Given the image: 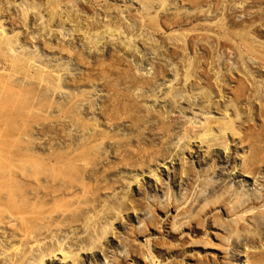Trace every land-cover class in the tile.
I'll return each instance as SVG.
<instances>
[{"label":"rangeland","instance_id":"obj_1","mask_svg":"<svg viewBox=\"0 0 264 264\" xmlns=\"http://www.w3.org/2000/svg\"><path fill=\"white\" fill-rule=\"evenodd\" d=\"M46 4L0 0V264L263 263L264 1Z\"/></svg>","mask_w":264,"mask_h":264},{"label":"bare ground","instance_id":"obj_2","mask_svg":"<svg viewBox=\"0 0 264 264\" xmlns=\"http://www.w3.org/2000/svg\"><path fill=\"white\" fill-rule=\"evenodd\" d=\"M40 2L42 1V0H39ZM262 1H264V0H262ZM43 2H44V0H43ZM56 2H57V0H47V4L49 5V6H53V4H56ZM165 2V1H164ZM46 4V5H47ZM52 4V5H51ZM61 4V3H60ZM10 5V4H9ZM32 5V4H31ZM30 5V6H31ZM34 5V4H33ZM143 5V4H142ZM147 5V4H146ZM26 6V5H25ZM40 6H42V5H40ZM145 6V5H144ZM149 7V6H148ZM153 7V6H152ZM151 6L149 7V9H151L152 8ZM59 9H60V6H59ZM63 11V10H62ZM148 11V10H147ZM157 11V10H156ZM151 12V11H150ZM158 12V11H157ZM106 17V16H105ZM104 17V19L106 20V18ZM26 18V17H25ZM28 18V17H27ZM41 18V17H40ZM108 18V17H107ZM90 19H91V17H90ZM97 19H99V17L97 18ZM104 19H103V21H104ZM42 20V19H41ZM89 20V19H88ZM93 20V19H92ZM102 20V19H101ZM109 20V19H108ZM73 21V20H72ZM120 21V20H119ZM106 22V21H105ZM110 23V22H109ZM115 23V22H114ZM119 23V22H118ZM111 24V23H110ZM109 24V26H111ZM120 25V24H119ZM123 24H121V26H122ZM48 26H49V24H48ZM107 26H108V24H104V28L106 27L107 28ZM121 26H117V27H115V28H112V29H114L113 30V32H115L114 34H116V32H119V34L120 35H123V33H124V31H123V27H122V29H121ZM88 27H90V26H88ZM92 28V27H91ZM83 29V28H82ZM98 29V28H97ZM109 29H111V27L109 28L108 27V29L107 30H104V31H108L107 33H109ZM111 29V30H112ZM141 29V28H140ZM90 30V29H89ZM89 30L87 31L86 30V32H87V34L89 33L90 34V32H89ZM93 30V29H92ZM1 31V30H0ZM4 31V29L1 31L2 32V34H4L5 32H3ZM101 32H102V30H101ZM112 32V31H111ZM112 32V33H113ZM88 34V35H89ZM98 35H99V33H97ZM111 34V33H110ZM118 34V35H119ZM6 35V34H5ZM92 35V34H91ZM113 35V34H112ZM126 35V34H125ZM8 36V35H7ZM132 36V35H131ZM113 37V36H112ZM125 38H127V37H125ZM137 39V38H136ZM97 41V40H96ZM123 42V41H122ZM130 44V43H129ZM133 44V43H132ZM126 47V46H125ZM63 50H64V48H63ZM246 51V50H245ZM244 51V52H245ZM14 53H15V51H13ZM248 52V51H247ZM15 55V54H14ZM245 56V55H244ZM30 63V62H29ZM2 64V63H1ZM0 64V65H1ZM31 64V63H30ZM3 65V64H2ZM6 66H8L7 64H5ZM29 65V64H28ZM6 66H4L5 68H3V67H0V70H5L6 71ZM8 68V67H7ZM11 69V68H10ZM10 69H8V71L10 72L11 70ZM5 71L3 72V73H5ZM42 71H43V69H42ZM45 71V70H44ZM9 72L7 73V74H9ZM13 72V71H12ZM2 73V74H3ZM44 73V72H43ZM48 73V72H47ZM0 74H1V72H0ZM12 75V74H11ZM14 76H15V74H14ZM10 77V76H9ZM232 80V79H231ZM241 96V95H240ZM249 99V98H248ZM252 106V105H251ZM209 120H208V124H207V127H206V130H205V136H204V138L206 137H214V134H215V132H214V129H213V127H212V125H211V123H213V121H218L219 119H215L214 117H209L208 118ZM233 122H222V123H219V126H220V128H219V132L221 133V134H225V133H229V131L232 129H234L235 128V126H233V124H232ZM165 126V125H164ZM231 130V131H232ZM236 130V129H235ZM234 130V131H235ZM203 138V137H202ZM202 139V141H206V139ZM83 205V204H82ZM256 206V205H255ZM178 207V206H177ZM238 207V206H237ZM115 209V208H114ZM93 210V209H92ZM186 210V209H185ZM252 211V210H251ZM122 212V211H121ZM237 212V211H236ZM245 212V211H244ZM262 213V212H261ZM157 214V213H156ZM249 214V213H248ZM245 215V214H244ZM178 216V215H177ZM247 216V215H246ZM246 216H245V218H246ZM241 217H243V216H241ZM160 218H162V217H160ZM263 218H264V215H263ZM236 219V218H235ZM241 220H242V218H241ZM257 221H259V220H257ZM98 222V221H97ZM260 222H261V220H260ZM199 223V222H198ZM94 224H95V222H94ZM101 224V223H100ZM257 224V223H256ZM199 225V224H198ZM239 225V224H238ZM96 226V225H95ZM146 227V226H145ZM167 226L164 224L163 225V229H165ZM243 227V226H242ZM241 227V228H242ZM248 227V226H247ZM257 228H258V232H259V230L260 231H264V226L263 225H261L260 223H258V225L256 226ZM250 228H252V227H250ZM237 231V230H236ZM169 233H171V235L170 236H172V231L171 232H168V230H167V235L169 234ZM177 233V232H176ZM237 233V232H236ZM262 233V232H261ZM54 235V234H53ZM95 235V234H94ZM184 235V233H182V236ZM6 236V235H5ZM96 236V235H95ZM169 236V237H170ZM93 238V237H92ZM86 239V238H85ZM252 239V238H251ZM92 241H94V240H92ZM128 241H130V240H128ZM254 241V240H253ZM37 242V241H36ZM95 242V241H94ZM155 242V241H154ZM198 243V242H197ZM138 244V243H137ZM184 244V243H183ZM153 245L156 247V249H155V251L154 252H156L157 253V255L158 256H160V255H162V248H164L166 245L165 244H163L162 242L161 243H153ZM171 245V244H170ZM178 245V244H177ZM182 245V244H181ZM191 245V244H190ZM172 246V245H171ZM168 247H170L169 245H168ZM179 248V247H178ZM185 248V247H184ZM15 249V248H14ZM13 249V250H14ZM18 249V248H17ZM16 249V250H17ZM97 250V249H96ZM63 251V250H62ZM152 251V250H151ZM21 252V251H20ZM60 252H61V250H60ZM258 252H260V251H258ZM261 252H263V251H261ZM142 253V252H141ZM60 255L62 254H65V255H63L64 257H70L71 255L70 254H68V253H63V252H61V253H59ZM66 254L68 255V256H66ZM72 254V253H71ZM169 254V253H168ZM20 255V254H19ZM18 255V256H19ZM44 255V254H43ZM128 255V254H127ZM62 256V257H63ZM131 256V255H130ZM145 256V255H144ZM157 256V257H158ZM201 256V255H200ZM260 256V255H259ZM264 256V255H263ZM72 257V256H71ZM129 257V256H128ZM156 257V258H157ZM172 257H176V258H182V257H185V255H180V254H178V255H172ZM171 257V258H172ZM12 258V257H11ZM175 258V259H176ZM189 258H190V256H189ZM195 258V257H194ZM202 258V257H201ZM15 259V258H14ZM43 259V258H42ZM68 259H70V258H68ZM67 259V260H68ZM140 259V258H139ZM143 259V258H142ZM185 259V258H184ZM184 259H181L180 261H182L183 262V264L185 263L184 262ZM187 259V258H186ZM263 259V258H262ZM262 259H261V261H262ZM66 260V259H65ZM145 260V259H144ZM152 260V259H151ZM176 260H178V259H176ZM153 261V260H152ZM186 261V260H185ZM248 261V260H247ZM118 262V261H117ZM66 263V262H65ZM261 263V262H260ZM187 264V263H186ZM261 264H264V261H263V263H261Z\"/></svg>","mask_w":264,"mask_h":264}]
</instances>
